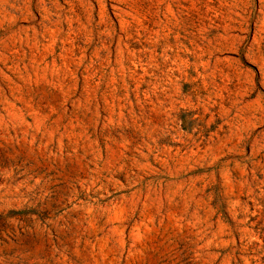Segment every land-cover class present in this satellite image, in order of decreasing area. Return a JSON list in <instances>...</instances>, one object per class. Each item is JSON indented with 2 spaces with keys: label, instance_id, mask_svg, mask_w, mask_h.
Segmentation results:
<instances>
[{
  "label": "rangeland",
  "instance_id": "obj_1",
  "mask_svg": "<svg viewBox=\"0 0 264 264\" xmlns=\"http://www.w3.org/2000/svg\"><path fill=\"white\" fill-rule=\"evenodd\" d=\"M0 264H264V0H0Z\"/></svg>",
  "mask_w": 264,
  "mask_h": 264
}]
</instances>
